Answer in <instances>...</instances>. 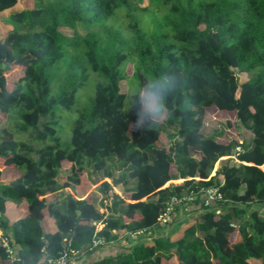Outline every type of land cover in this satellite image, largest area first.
Here are the masks:
<instances>
[{"label":"trees","instance_id":"trees-1","mask_svg":"<svg viewBox=\"0 0 264 264\" xmlns=\"http://www.w3.org/2000/svg\"><path fill=\"white\" fill-rule=\"evenodd\" d=\"M142 1L47 0L11 13L26 30L13 28L0 39V113L9 117L15 112L17 129L34 133L27 142L0 127V178L18 173L0 183V230L15 247L17 264L58 255L67 236L75 248L92 254L93 238L116 241L123 231L157 226L169 200L184 193L187 199L196 196L200 213L179 239L157 236L83 264H162L172 258L177 264H264V218L249 208V203L264 202V0H147L165 10L153 31L144 30L132 13ZM17 2L0 0V12ZM119 8L131 17L128 33L109 24ZM79 24L88 29L86 35L78 33ZM96 28L98 34L91 36ZM67 56L66 79L52 94L51 71ZM129 61L137 88L127 103L120 81ZM14 68L21 74L9 84L7 75ZM233 68L248 79L240 83ZM90 71L100 80L88 110L78 111L69 145L62 147L57 108L73 109L76 91ZM143 90L159 101L153 112L143 107ZM208 108L234 111L238 128L247 131L242 141L205 136ZM162 131L169 146L160 144ZM47 139L40 147L32 144ZM111 157L125 170L115 175L107 166ZM87 159L106 179L98 192L113 197L107 215L91 194L80 199L70 191L81 183ZM126 178L134 180L130 202L112 191L114 186L127 191ZM174 178L184 180L164 186ZM211 186L225 201L204 205L203 191ZM59 189L64 196L49 201L47 196ZM22 202L26 214L9 220L7 204ZM46 218L54 220V231H44ZM7 263L0 242V264Z\"/></svg>","mask_w":264,"mask_h":264},{"label":"rangeland","instance_id":"rangeland-1","mask_svg":"<svg viewBox=\"0 0 264 264\" xmlns=\"http://www.w3.org/2000/svg\"><path fill=\"white\" fill-rule=\"evenodd\" d=\"M47 0H18L16 5H14L11 9L3 11L0 13V35H6V32L16 28L20 32H24L26 30L23 24L16 22L11 18V13L15 11H20L24 9H32L35 7H41L45 5ZM139 18L140 26L146 31H153L157 25L160 24L162 16L165 13V10L156 5L154 3H149L147 0H143L141 3L136 4V8L132 12ZM130 15H128L125 9L119 8L115 15H113L109 19V24H112L114 28H122L125 33H128L126 30V25L130 20ZM96 30H91L90 35L95 36L98 34ZM62 31L65 34H72L73 31L71 29L62 28ZM77 31L80 35L84 36L88 33V29L79 24L77 27ZM70 62V56L65 57L59 63H57L52 71H51V93L56 94L63 83L64 79H66V70L67 65ZM133 71H134V62H126L123 65L122 72L125 76L123 80L120 81V89L122 92L127 95V103L130 102V95L136 90L137 83L133 80ZM233 71L236 73L239 82H244L248 79V75L244 72L238 71L236 68H233ZM21 74V70L14 68L10 70L7 75V82L9 84H14L16 82L17 77ZM100 77L97 73L89 72L88 77L83 81L82 85L76 91V101L71 111L60 110L57 108V124H56V136L59 137L60 143L62 147H66L70 143L71 130L72 126L77 118L78 111L83 112L88 110L91 99L94 94V89ZM142 84L145 86L146 81H143ZM143 107L153 112V108L156 105V98L148 91L143 90ZM154 115V113H153ZM158 120L159 117H157ZM203 126L202 133L206 134L210 133L212 130H215L219 133L220 137L225 140H235L237 141L238 137H240L239 128L237 126V120L235 117L234 111L229 110H217L215 108H208L205 110V116L203 118ZM20 125V119H18L17 114L12 112L9 117H6L0 113V127H6L11 129L14 133L16 139L30 142L34 133L32 130L27 132H20L17 128ZM134 125L131 126L133 128ZM160 144L163 146L170 145V139L167 136V133L162 131L160 134ZM48 139L46 141H37L32 142L34 146H42L44 144H48ZM190 155L194 156V152L190 151ZM225 157V156H223ZM221 157V158H223ZM90 160L87 159L85 168L81 174V183L79 185H74L70 187V191L73 192L80 199H84L88 194L92 195V200L95 206L106 215L108 214V207L111 205L113 201V197L103 198V195L98 192L99 184L106 180L103 178V172L98 171L94 172L90 167ZM219 165L217 161L213 168L210 170L209 175L214 171V169ZM107 166L113 171L115 175H117L118 171H124L125 167L122 166L121 161H119L116 157H111L107 160ZM262 169H264V164L261 165ZM180 181H172L170 183L177 184ZM169 184V181L165 183V185ZM164 185V186H165ZM134 186V180L126 178V188L127 191L123 192L121 186H114L112 191L117 193L120 197H122L126 202H130L129 190H131ZM64 196L63 190H57L47 196V199L51 202L56 201V199H60V197ZM22 204V205H21ZM17 207L18 209H22L24 211L25 204L19 203L16 204H7L6 213L11 214V207ZM17 209V210H18ZM6 215V214H5ZM7 217V215H6ZM52 219V218H51ZM53 220V219H52ZM170 218L164 223L167 225L169 223ZM54 222V220H53ZM47 224V223H46ZM100 226V223L97 224ZM85 259V258H84ZM85 263L86 260H83L82 263Z\"/></svg>","mask_w":264,"mask_h":264},{"label":"crops","instance_id":"crops-1","mask_svg":"<svg viewBox=\"0 0 264 264\" xmlns=\"http://www.w3.org/2000/svg\"><path fill=\"white\" fill-rule=\"evenodd\" d=\"M11 8H9V9H11ZM4 11H6V10H4ZM9 31H7L6 34ZM4 37H5L4 35H0V39H3ZM239 132H240V137H238L237 141L241 142L242 141V134L247 133V131L244 130L243 128H239ZM204 135L205 136H212L220 142H228L229 141V140H225V139L221 138L219 133L215 130H212L210 133L207 132ZM193 157L198 158V156L196 154ZM226 157L227 156H225L221 159H226ZM234 161H237V160L234 159ZM216 168L214 169V171L209 176L214 175ZM17 174L18 173L15 171L3 173L1 178H0V183L1 184L6 183L7 181L16 177ZM196 179L198 180L199 178H196ZM176 180L180 181L179 183H181L184 179L183 178H174V179L169 180V184H172L170 182L176 181ZM169 184H167V185H169ZM167 185H165V186H167ZM125 187H126V185H125ZM121 189L123 191V187H121ZM243 190H244V186L242 185L241 189H240V193H242ZM128 193L130 194V190ZM184 194H187V193H184ZM23 204H25L24 211H22L21 208L18 209L16 206L14 208L11 207V211H10L11 214L6 213L7 218L12 221V220H15L19 217H23L26 214V203L23 202ZM249 205H250L249 206L250 210H257L259 212L260 217L264 218V202H262V203H249ZM199 213H200V204H199V202L196 201V196L192 195L189 199H186V202L184 204H180V205L176 206L175 211L172 214L170 221H169V223H167V225L165 223H159L157 226H153L152 228L146 229L144 234L141 236H132L131 234L128 233L127 230L123 231L120 233V235L118 236V239L115 241L114 244L98 248V249L94 250L92 254L88 253L85 256L84 260H86V262H87V260H93L95 258H100L102 256H106L109 254H117L118 252L123 251L127 247H130L135 242H139V241L146 242V241H149L150 239H153L154 237H157V236H169L171 238V240H177L183 235L184 229L188 225H190L196 217H198ZM102 225L103 224L100 223L99 227H102ZM43 229L46 232H52L55 230V224L51 218L45 219V221L43 222ZM0 233H2L1 230H0ZM162 264H177V262H176L175 258H172L169 261H167L166 259H163Z\"/></svg>","mask_w":264,"mask_h":264},{"label":"built area","instance_id":"built-area-1","mask_svg":"<svg viewBox=\"0 0 264 264\" xmlns=\"http://www.w3.org/2000/svg\"><path fill=\"white\" fill-rule=\"evenodd\" d=\"M239 147H235V151H238ZM233 159H235L234 155H231ZM187 199V194H182L180 197L173 196L165 209V211L159 216V223H164V221L171 218L172 214L175 211V207L179 204H184ZM225 199L223 198L222 193L219 191L218 187H208L203 191V203L204 205H210L212 203L223 202ZM216 213L220 212L219 208L215 209ZM101 227L96 226V229H100ZM146 231L145 228L136 229L134 231H128L132 236H141ZM114 232V230H113ZM0 242L2 246L5 248L6 255L8 258L7 264H17L20 261L19 256L16 253V249L13 245L10 244L9 239L5 237L2 233H0ZM115 243V240L106 241L102 238H93L91 243L88 245V251H94L98 248L112 245ZM88 252L83 251L81 249L75 248L72 245V237L67 236L63 239V249L60 253L54 257H45L37 264H82L85 256Z\"/></svg>","mask_w":264,"mask_h":264},{"label":"clouds","instance_id":"clouds-1","mask_svg":"<svg viewBox=\"0 0 264 264\" xmlns=\"http://www.w3.org/2000/svg\"><path fill=\"white\" fill-rule=\"evenodd\" d=\"M160 108H162V105L160 106ZM156 111L158 112L159 109H157ZM136 127L139 128V124L136 123Z\"/></svg>","mask_w":264,"mask_h":264},{"label":"water","instance_id":"water-1","mask_svg":"<svg viewBox=\"0 0 264 264\" xmlns=\"http://www.w3.org/2000/svg\"><path fill=\"white\" fill-rule=\"evenodd\" d=\"M227 158V157H226Z\"/></svg>","mask_w":264,"mask_h":264}]
</instances>
